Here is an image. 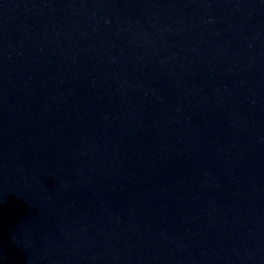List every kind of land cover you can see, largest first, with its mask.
<instances>
[{"label": "water", "instance_id": "obj_1", "mask_svg": "<svg viewBox=\"0 0 264 264\" xmlns=\"http://www.w3.org/2000/svg\"><path fill=\"white\" fill-rule=\"evenodd\" d=\"M0 264H264V0H0Z\"/></svg>", "mask_w": 264, "mask_h": 264}]
</instances>
